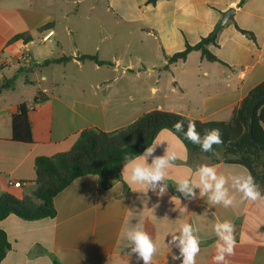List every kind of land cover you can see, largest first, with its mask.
<instances>
[{"label": "crops", "instance_id": "1", "mask_svg": "<svg viewBox=\"0 0 264 264\" xmlns=\"http://www.w3.org/2000/svg\"><path fill=\"white\" fill-rule=\"evenodd\" d=\"M72 1L79 5L85 0ZM59 2L63 0H0V194L30 195L35 159L70 150L84 130L112 132L153 110L200 122L228 121L264 81V0H245L240 6V0H96L95 25L84 24L88 15L71 24L72 13L62 11ZM230 8H235L233 18L207 46L218 62L192 51L184 61L168 64L167 58L186 43L194 46L207 38ZM103 16L113 21L107 28ZM237 27L251 32L254 40ZM18 34H29L31 41L11 42ZM82 55L110 65L79 61ZM63 56L70 59L34 67V62ZM28 68L37 73L36 93L16 96V80ZM37 92L46 100L33 105ZM23 103L29 110L31 143L12 140L11 119ZM154 144H159L155 156L166 149L177 155L167 170L166 195L127 183L124 166L122 180L105 191L98 189L97 176H80L54 197V218L25 221L9 215L0 220L10 245L0 264H143L135 254L129 257L125 238L137 224L158 249L151 264H181L182 258L172 259L179 248L168 244L182 223L198 230L196 264H214V225L224 220L235 225V254L226 257L228 264H264V200L242 201L231 180L226 186L235 200L228 208L213 206L206 197L185 199L175 187L178 178H196L200 165L213 166L226 177L247 175L248 170L190 151L168 129L156 134Z\"/></svg>", "mask_w": 264, "mask_h": 264}, {"label": "trees", "instance_id": "2", "mask_svg": "<svg viewBox=\"0 0 264 264\" xmlns=\"http://www.w3.org/2000/svg\"><path fill=\"white\" fill-rule=\"evenodd\" d=\"M154 3V0H149ZM245 0H240L238 6ZM52 26L46 25L38 31H44ZM238 31L254 40L251 32L238 28ZM213 39L202 38L194 46L185 44V49L167 58L171 65L178 61H184L192 51H198L209 62H218L207 46L214 44ZM21 40L24 44L31 41L29 34L15 35L10 41ZM69 57H60L34 62L35 68H43L49 65L62 64ZM79 61H91L98 66L110 65L101 61L94 55H82ZM2 66L0 65V71ZM8 83V82H6ZM264 94V81L255 86L232 112L228 121L224 122H200L180 114L153 110L138 117L131 124L112 132H103L95 129L82 131L70 150L49 157H38L33 164L35 179L34 190L30 195L18 199L9 193L0 194V220L9 215L25 221H35L46 218H54V197L66 188L74 179L84 175H95L98 178V189L108 190L115 182L121 181V169L124 166L125 155L139 156L146 147L152 144L156 134L162 129H168L176 134L195 153L204 156H215L213 153H204L198 145H193L186 140L181 133H176L173 124L178 120L185 122V129L189 120L196 123L197 131L203 135L206 129H219L222 134V145H214V151L220 154V161L236 163L244 166L251 174L256 184L264 194V147L256 146L248 138V110L254 100ZM46 100L41 92H37L32 104L36 105ZM28 107L20 104L17 112L11 119L12 140L23 143H31V126L28 119ZM251 132L254 140L264 143V100L260 101L253 112ZM217 162V161H215ZM10 250L5 233L0 230V262Z\"/></svg>", "mask_w": 264, "mask_h": 264}, {"label": "clouds", "instance_id": "3", "mask_svg": "<svg viewBox=\"0 0 264 264\" xmlns=\"http://www.w3.org/2000/svg\"><path fill=\"white\" fill-rule=\"evenodd\" d=\"M176 133L183 134L184 138L193 145H198L202 152L213 153L214 145H222V134L219 129H206L201 135L197 131L196 123L189 120L185 129L183 120L176 121L173 126ZM159 144H154L145 148L139 156L130 157L125 155L124 171L128 174L125 180L130 185H140L146 193L151 190L158 197L166 195L168 190L167 176L168 169L176 161L175 151L166 149L162 156H155V149ZM151 158V163L148 160ZM197 177H182L175 181L176 190L185 199L195 200L207 198L211 205H222L228 208L233 205L235 197L230 194L226 186L231 180V187L241 194V200L258 201L264 200L259 186L256 184L251 174L225 176L218 174L215 167L210 165H200L196 169ZM79 183V181H78ZM157 188L159 189L157 191ZM196 189H199L197 196ZM143 193V192H141ZM175 196L171 197L174 199ZM198 230L189 223H182L179 228V235L172 234L169 246L179 248V255H173V260L181 259V264H196V257L200 252L201 239L196 234ZM214 232L217 239L215 244L216 254L213 257L214 264H228L226 257L235 254L236 237L235 225L230 220L217 221L214 225ZM129 257L135 254L137 260H142L143 264H151L153 256L158 249L149 233L142 225H135L125 233ZM179 241L178 244L175 242Z\"/></svg>", "mask_w": 264, "mask_h": 264}, {"label": "rangeland", "instance_id": "4", "mask_svg": "<svg viewBox=\"0 0 264 264\" xmlns=\"http://www.w3.org/2000/svg\"><path fill=\"white\" fill-rule=\"evenodd\" d=\"M63 4L62 11L66 12L67 14L72 13V17L70 18V23L80 24V18L79 16L82 15H88L89 19L84 22L86 25H95L96 22H94V15L97 9L100 8L99 5L96 4V0H85L83 3L76 5L75 2L72 0H63V2H59ZM94 9V10H92ZM112 17L111 15H109ZM109 16H103L101 19H103V24L107 27H109L113 21ZM113 18V17H112ZM36 71L33 70V68H28L24 73L23 76L16 80L15 86H16V96L23 95V96H30L35 95L36 93V87L38 85V77L36 75ZM25 80L30 81L29 83H25ZM215 158L220 159V154L216 155Z\"/></svg>", "mask_w": 264, "mask_h": 264}, {"label": "water", "instance_id": "5", "mask_svg": "<svg viewBox=\"0 0 264 264\" xmlns=\"http://www.w3.org/2000/svg\"><path fill=\"white\" fill-rule=\"evenodd\" d=\"M234 12H235V8H230V9L226 10L225 12L221 13L220 19L218 20L213 31L209 34V36L206 38V40L213 39L216 36V34L218 33V31L222 27H224L228 21H230L233 18ZM262 100H264V94L252 102V104L248 110V119H247L248 138L252 143H254L256 146H259V147H264V143H261V142L254 140V138L252 137V132H251V124H252V115H253L254 109H255L256 105Z\"/></svg>", "mask_w": 264, "mask_h": 264}, {"label": "built area", "instance_id": "6", "mask_svg": "<svg viewBox=\"0 0 264 264\" xmlns=\"http://www.w3.org/2000/svg\"><path fill=\"white\" fill-rule=\"evenodd\" d=\"M51 35V32H49L48 34H46L43 38H42V40L43 41H45V40H47L48 39V37ZM1 62V61H0Z\"/></svg>", "mask_w": 264, "mask_h": 264}]
</instances>
